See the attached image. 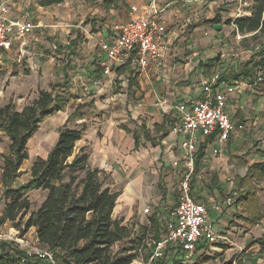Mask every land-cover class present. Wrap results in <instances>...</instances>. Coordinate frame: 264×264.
I'll return each instance as SVG.
<instances>
[{
    "label": "rangeland",
    "instance_id": "374dc122",
    "mask_svg": "<svg viewBox=\"0 0 264 264\" xmlns=\"http://www.w3.org/2000/svg\"><path fill=\"white\" fill-rule=\"evenodd\" d=\"M41 1L42 0L32 1V13L35 17L34 20L37 24V29L26 38L24 47L18 48L14 46L12 50L0 52V108L8 103H12L17 110L21 111L38 96L40 90H51L56 87L54 91L55 95H62L64 91L61 85H63V83L67 84L69 88L71 86L78 88L82 80L87 82L88 79H96L98 76H101L102 72L96 65L98 61L96 60L95 63H93V59L96 58L94 56L96 55V48L94 43L86 38L88 36L86 30H92L94 34H105L108 32L110 35H114L117 33L116 27L129 19L128 4H119L117 7L108 10L103 6L104 0H64L60 4L43 6L41 10L39 8L40 5H42ZM243 1L247 2L243 8L251 11L252 15L255 0ZM237 5V2L226 1L220 3L217 0H206L203 4L200 18H198L199 20L191 21V23L185 22L183 26H179L176 30L178 36L173 45H187L188 43L197 44L200 48H203V50L210 52H207L206 57L212 56L213 59L218 62L217 65L219 66H217V68H220L221 72L236 73L235 67L237 65L235 64H237V62L234 63L235 60H233L234 57H232L231 53L238 50L239 54H244L243 51L250 50L253 54V52L259 50L258 47L264 41V36L254 38L252 35H249L247 38L241 39L238 42L233 33L234 28L231 23H229V20L234 16ZM187 10L188 7H183L182 13L185 14L186 11V15L182 13L178 15L179 17L174 15V19L171 21L172 23L167 19L168 24H170L169 32L174 31L175 27L181 24L178 23V21L184 23V20H186L188 16ZM199 23L206 25V28L200 29ZM215 24H219V30L214 28ZM206 32L208 33L205 34ZM217 37L223 40L222 43L215 42ZM188 38H190V42L187 40ZM73 48L77 49L76 55H73V51H75ZM224 54L228 57H222ZM200 55L204 54L200 53ZM182 56L184 58L187 57V55L181 53L173 65L185 64L184 61L179 60ZM230 68L232 69L230 70ZM259 74L264 76V70H260ZM90 83L93 84L94 82H88V84ZM120 83L118 82V86L115 87L113 91L110 90L111 95L113 93L123 94L126 92L125 89L127 88L119 85ZM180 84L182 83L178 82L176 86L181 87ZM84 88L85 87H79L80 91H75L73 94V99L68 104L69 107L67 106L71 112H74L77 107H80L79 113L90 118L95 112L108 109L107 104L106 106H101V103H104L103 100L106 99V95L101 97V103L98 102V104H96L95 99H91V97L96 94L93 93V90H86L83 91L85 95H82L81 90H84ZM263 88L264 86L260 85H253L249 87V89L247 88L249 97L244 112L249 113L250 118L243 119V116L241 118L244 120L243 123L249 124L247 125V133L252 134L253 139L250 145L258 151L260 150L258 148L264 150V125L261 127L260 120V123L253 128L251 121H256L253 116L255 112L258 114L264 113ZM147 102L148 101L145 100L143 104ZM149 104H151V102H149ZM254 106H256L255 110ZM115 107L118 109L119 105L117 104ZM156 110L157 107H152V104L147 108V112L149 113L156 112ZM100 117L104 119L103 115ZM234 119L236 120V118ZM47 120L49 119L46 118L41 123L38 131L52 124L50 120ZM139 121L141 124L145 123L150 129H153L155 118L150 114H146L143 115ZM79 122L80 120L75 117L71 119L68 124L78 128H81L84 124L87 125V123ZM250 126L253 130L248 132ZM132 128H134V126H132ZM99 129L101 130V127ZM42 130L45 131L46 129ZM38 131L31 138L32 140L30 139L31 141L29 140L28 142L29 159L24 161L21 167L22 175L12 186L25 183L30 177V169L33 162L38 157L46 158L48 156V151L53 144L54 135L50 132L51 130L45 132L46 134L44 135H41ZM171 133H173V131ZM100 135H103L102 131ZM177 137L179 139L181 138L179 135H177ZM146 145L148 148H151L150 143ZM9 147L10 139L7 133L0 129V216L5 207V186L2 182V174L4 157L9 154ZM77 151L78 148L76 147V152ZM132 151L134 152V150H131V152ZM165 152L166 150L162 153L164 157L163 160H159V156H155L152 162L149 160L150 165L147 167L145 166L144 169L147 170L145 183L150 191L152 190V192L155 193V197H161L162 193L159 191L156 183L160 177L167 180L165 181L167 190H171L168 191L169 195L167 196H169V198L172 196L171 198H173L174 203L168 206L169 199L165 197V201L161 202L160 206L158 203L156 206L152 203L147 204L146 207L149 206L151 212L143 219L145 226L142 225L141 228L138 227L137 229L131 227L130 224L128 226L132 231L133 240L143 237L145 242L142 241L138 243L126 240L116 244L113 248L114 252H118L124 247H133L134 250L131 252L135 253L137 256L135 261H142L148 258L150 249L148 243L154 238L153 235H155L154 233L156 232L155 226L150 224V219L151 216L155 214L156 207L159 206V211L156 210V212H159V222L163 215L169 214L170 217L172 210L176 207V199L172 192H174L173 190L178 184L180 174L178 175L176 172L174 173V171L165 169V164L163 165L166 157ZM178 153L179 151H177V154ZM245 157L247 156L243 155L244 159ZM251 157L252 158L247 159L248 163L257 161L258 159L254 155ZM229 166L227 183L224 184L225 194L229 195L231 192L229 196L233 194L241 195L244 189L243 191L248 192L249 199L242 202L241 205L237 207V211L235 215H233L232 221L229 223L228 227L219 232L225 235L227 239L224 241L225 243L220 241L216 244V249L214 252L210 253L211 255L207 259V264H264V245L259 242L264 241V177L260 178L258 174H255L253 177L243 180L248 172V168L246 170V168H243L244 166L237 165L236 161L232 159L229 161ZM172 167L174 166L172 165ZM240 167H242L241 170H239ZM174 168L179 169V167ZM123 170L129 173V170L127 171V166H125ZM152 171L154 174H152ZM119 173L121 174V171H119ZM122 173L125 174L124 172ZM239 174H244V176L241 175L239 177L240 179H237L236 176ZM113 182V177L106 179V185L111 186ZM123 185L124 183L112 189L113 191L115 189L121 190ZM251 194H253L252 197ZM46 195L47 191L44 190L29 192L28 196L32 204L31 211L36 210L41 205ZM139 204L141 205V202H139ZM167 207H172V209L169 210ZM212 210L217 211V209L213 207ZM160 235L165 236L163 228ZM19 238L28 243L30 247L27 249L21 246L19 247L17 245L18 242L13 241V239L16 240ZM6 241L13 242L18 248L26 250L28 253L33 252L36 248L46 249V247H43L39 243L34 228L24 231V222L21 223L20 228H17L16 225L11 222H7L0 226V245L2 242ZM132 264L139 263L133 262Z\"/></svg>",
    "mask_w": 264,
    "mask_h": 264
},
{
    "label": "crops",
    "instance_id": "0c3cea01",
    "mask_svg": "<svg viewBox=\"0 0 264 264\" xmlns=\"http://www.w3.org/2000/svg\"><path fill=\"white\" fill-rule=\"evenodd\" d=\"M148 1L149 0H126V4L129 6V19L131 17V5L144 4ZM205 2L206 0H160L161 5L166 6V10L162 13V17L168 26L165 37V48L160 60L158 62H151V65L146 70H142L136 66H114L111 68L110 72H106L107 68L103 65L104 62H107L106 56L100 51L97 41L101 39L109 41L113 40L117 33L114 35H110L108 32L105 34H94L92 33V30H86L88 34L86 38L92 41L96 48V55H94L96 58L93 59V63H95L96 60L98 61L96 65L97 68L101 70L102 74L96 79H88L87 82L82 80L78 88H74L72 86L69 88L68 86L69 92L72 95L71 100L73 99V94L75 91H80L79 87H85L84 90H81L82 95H85L83 91L93 90V93L96 95L92 96L91 99H95L96 104H98V102L101 103V97L106 95V99L103 100L104 103H101V106H106L107 104V110H99L90 116V118L86 117L84 114L77 117L78 120H80L79 123H87V125L84 124L86 125L87 130L83 138L77 142V148L79 149L81 147H87V149L90 151L91 166L103 170L105 172L106 179L113 177V184L111 186L108 185L111 190L124 183L121 190H114L120 191L121 193L118 197L117 206L114 210L113 217L120 220L123 219L124 225L129 226L130 224L131 227H135V229L138 227L141 228L142 225L145 226L143 219L145 216H147V214L144 212L147 204L152 203L156 206L158 203L160 206V203L165 201V197H168L169 199L168 206H171L172 203H174L173 198H171L172 196H170V198L167 196L169 195L168 191H171L167 190L165 182L167 180H164L162 177H160L156 183V186L162 193L161 197H155V193L152 192V190L150 191V189L146 186L145 178L147 177V170L144 168L145 166L147 167L150 165L149 160L152 162L155 156H159V160H163L164 157L162 156V153L164 150H166L165 163H163V165L165 164V169L174 171V173L176 172L178 175L180 174L179 180L183 170L182 164L178 166L179 169H175V166L173 165L175 160L180 159L182 151L179 147L181 138L179 139L175 133H171L172 131H170L169 135L162 140L161 144L154 145L150 141H146L145 139L141 138L140 143L136 145L134 134L140 131L139 127L142 124H145H141L139 121L140 118L146 114H150L155 118L153 129H150V127L147 125L146 126L152 131L153 135L157 136L153 131L154 125L161 124L163 122L164 115L171 114L172 117L176 118L177 114L174 110V106L180 102H192L200 98L202 93V82L208 79L214 72L221 71L220 68H217V66H219L217 65L218 62H216L212 56H207L208 58L206 57L207 52L209 51L203 50V48H200L197 44L188 43L187 45H173L178 36L176 34V30L179 28V26H183L185 22L191 23V21L194 20L198 21V18H200L203 10V4ZM183 7H188L187 19L184 20V23L178 21V23L181 24L176 26L174 31L169 32L170 24H168L167 19L170 20V23H172L171 21H173L174 15L178 16L180 13H182ZM39 8L42 10L43 5H40ZM13 9L15 13L18 12V9H27L29 11L30 19L35 22V17L32 13V2L29 3V0L16 1V5ZM182 14L186 15V11L185 14ZM199 25L200 29L206 28V25L200 23ZM218 27L219 24H215L214 28L219 30L220 28ZM207 33L208 32L205 34ZM233 33L236 37L235 29H233ZM251 34L253 35L254 33ZM187 40L190 42V38ZM222 41L223 40L219 37L215 39L216 43H222ZM73 50H75L73 51V55H76L77 49L73 48ZM1 51L2 50H0V52ZM247 52L252 54L250 50L243 51L245 54ZM181 53L187 55V57L184 58L182 56L179 59L184 61L185 64L173 65ZM200 53H203L204 55H200ZM222 57L228 56L224 54ZM211 60L212 62H210ZM233 60H235L234 63L237 62V64H235L237 66H234L236 71H239L242 68V65L245 64V62H240L235 58ZM119 68H124L125 71L119 73ZM232 68H230V70ZM130 71H134V74L137 76V84L133 86H130ZM223 72L224 71H222V73ZM92 81L94 82L93 84H88V82ZM118 82H121L119 85L127 88L125 89L126 92L123 94L113 93L111 95L110 90L113 91L114 88L118 86ZM178 82L182 83L180 84L181 87L176 86ZM224 82L237 86L235 92L227 94V112L231 116L232 120L236 118V120L234 119L235 121H233L236 123L237 128L231 134L229 140L222 144L218 142L216 135L200 138L201 141L198 143V151L203 150L204 155L200 159L201 169L198 174L199 186L194 190V192L197 191L194 195L195 200L198 199V202L204 203L208 207L209 218L212 220V222L214 219L213 223L218 232L222 231L223 229L225 230V228L228 227L229 223L232 221L233 215H235V212L237 211V207H239L242 203L229 205L225 200L231 193L230 192L229 195H227L224 191V184L227 183V175L230 168L229 161L231 159L235 160L237 165L244 166L243 168H246L247 170L248 166L251 164L262 161L260 152L264 151L262 148H258L260 149L259 151L255 148H252L253 146L250 145V142L253 141L252 134L247 133V125L249 124L243 123V119L250 118V114L244 112V108L249 97L247 88L249 89V87H252L253 85L260 84L255 82L252 85L249 83V81L245 80H238L237 82ZM145 100L148 102L143 104ZM149 102H151L152 107H157L156 112H147L148 106L151 105ZM117 104L119 105L118 109L115 107ZM68 107L65 109V111H60L50 117H47V119H49L51 121L50 123L52 124H49V126L46 128H41L40 131H38L41 133V135H44L46 134L45 132L51 130L50 132H52L54 135L53 144L50 147L48 154L58 140L60 127L66 124L68 118L76 110L75 109L74 112H71ZM255 108L256 106H254V110ZM101 115L104 116V119L100 117ZM242 116L244 117L243 119H241ZM253 116L255 117L256 121H251L253 125L252 127H256L260 122L262 127L264 125V113L258 114L255 112ZM132 126H134V128H132ZM239 126H242V128ZM100 127L101 130L99 129ZM253 128L250 126V130H248V132L253 130ZM42 129L46 130L44 131ZM99 131L100 133L102 131L103 135H100ZM147 143L151 144V148L147 147ZM131 150H134V152H131ZM215 150H219V152L216 154ZM177 151H179L178 154ZM243 155H246L247 157L244 159ZM253 155L258 158L257 161L248 163L247 159L252 158L251 156ZM172 165L174 167H172ZM125 166H127V171L129 170V173L123 170ZM241 169L242 167L239 168V170ZM119 171H121V174ZM152 174H154L153 171ZM241 175L244 176V174H239L236 176V178L239 179ZM178 184L176 188H174V192H172L176 202ZM243 190L242 194H238L237 196L245 195L246 191ZM139 202H141V205ZM216 205L218 207L220 206L219 209H217V211L212 210V207L215 208ZM159 206L156 207L157 211H159ZM167 209L171 210L172 207H167ZM156 210L153 216L158 219L159 212H156ZM168 218L169 214L162 216L160 223H163H161L160 233L162 228L164 229L165 221ZM160 237H162V235H160ZM168 248L169 251L165 252L168 257L170 255H176L179 259H182V252L180 250L177 249V251H175V248H171L170 246ZM211 252H214V250L208 248L205 243L200 244L198 252L196 253L192 263L207 264V259L211 255ZM164 257L157 262L161 263V261L164 260ZM147 259L138 262L139 264H146Z\"/></svg>",
    "mask_w": 264,
    "mask_h": 264
},
{
    "label": "trees",
    "instance_id": "16d2710c",
    "mask_svg": "<svg viewBox=\"0 0 264 264\" xmlns=\"http://www.w3.org/2000/svg\"><path fill=\"white\" fill-rule=\"evenodd\" d=\"M63 1L42 0L41 3L43 6H50ZM119 4H126V0L103 1L107 9L115 8ZM231 21L233 20H229V23ZM235 24L244 34L254 33V38L264 36V0H255L252 15L235 19ZM258 49L236 73L223 72L222 81L245 80L264 86V76L259 74L260 70H264V41ZM118 71L122 73L125 69L119 68ZM129 79L130 86L137 84L134 71H130ZM61 87L64 91L62 95H55L56 87L40 90L38 96L21 111L12 103L0 108V129L5 131L10 139L9 154L4 157L3 165L5 207L0 216V226L11 222L20 228L24 222V231L34 228L39 243L53 252L56 264H132L137 258L136 254L131 252L134 248L124 247L114 252V246L126 240L140 243L145 242V239L142 237L133 240L131 229L123 224V220L113 217L121 192L111 190L106 185L105 172L91 166L90 151L87 147H81L76 152L77 142L83 138L87 127H73L68 122L83 115L79 113L80 107H77L66 124L60 128L58 140L48 156L38 157L33 162L30 178L21 185L12 186L22 175L21 167L24 161L29 159V140L47 117L65 111L71 101L72 95L67 84L63 83ZM176 122L177 117L164 115L163 122L154 125L153 131L157 136L153 135L146 124H142L140 131L134 134L136 145L140 143L141 138L154 145L161 144ZM203 155V150L197 152L195 172L191 181L193 196L197 192L194 190L199 186L198 174ZM260 155L262 161L248 166L243 180L255 174L260 178L264 177V151H261ZM34 190L47 191V195L41 205L31 211L32 204L28 194ZM237 195L228 196L225 200L235 197L233 204H238L249 199L248 192L243 196ZM150 224L156 229L153 236L160 237L161 223L158 219L152 216ZM259 242L264 245V241ZM168 251L169 248L166 249V252ZM182 261L183 259L176 255L168 257L165 254L164 260L156 264H184ZM0 264L52 263L18 248L13 242L6 241L0 245Z\"/></svg>",
    "mask_w": 264,
    "mask_h": 264
},
{
    "label": "built area",
    "instance_id": "2783aa9c",
    "mask_svg": "<svg viewBox=\"0 0 264 264\" xmlns=\"http://www.w3.org/2000/svg\"><path fill=\"white\" fill-rule=\"evenodd\" d=\"M16 1L25 0H0V50L2 51L12 50L14 46L24 47L26 38L37 28V24L30 19L27 9H18L17 13L14 12ZM32 1L29 0V3ZM217 1L237 2L232 26L236 30L238 41L252 35L242 34L235 24V19L251 15V11L243 8L247 2ZM165 10L166 6H162L160 0L131 5V17L116 27L117 35L114 39L97 41L100 51L106 56L107 62L103 64L107 68L106 72H110L114 66H136L146 70L151 62L160 60L168 30L167 23L162 17ZM231 55L240 62H246L252 54L250 52L239 54L237 50ZM236 88V85L222 81V72L217 71L202 82L200 98L192 102H180L174 106L177 122L172 131L181 137L179 147L182 154L173 165L178 167L182 164L183 170L177 187L176 207L165 221V236L154 237L148 243L150 249L146 264H155L163 259L169 246L175 248V251L178 249L182 252L183 263H192L200 244L205 243L208 248L215 250L216 244L220 241L225 243L227 237L219 233L210 220L208 207L195 200L192 195L191 181L195 172L200 138L216 135L218 142L222 144L229 140L237 128L227 112V94L235 92ZM218 152L219 150H215L216 154ZM234 202L235 197L227 199L229 205ZM215 208L219 209L217 205ZM150 211L149 206L144 209L146 214ZM13 241L18 242L19 247L25 249L30 247L23 239H13ZM31 253L56 264L53 252L47 248H36Z\"/></svg>",
    "mask_w": 264,
    "mask_h": 264
}]
</instances>
